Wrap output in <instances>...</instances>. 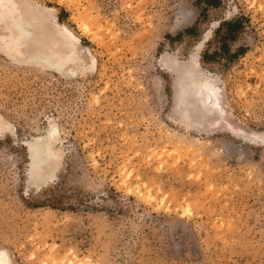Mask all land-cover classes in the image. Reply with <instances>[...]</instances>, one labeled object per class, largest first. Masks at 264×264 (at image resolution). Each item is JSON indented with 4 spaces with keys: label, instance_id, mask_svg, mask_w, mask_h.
<instances>
[{
    "label": "rangeland",
    "instance_id": "374dc122",
    "mask_svg": "<svg viewBox=\"0 0 264 264\" xmlns=\"http://www.w3.org/2000/svg\"><path fill=\"white\" fill-rule=\"evenodd\" d=\"M18 5L36 34L22 54L0 40V251L12 264H264V0ZM239 17L244 55L187 77L196 47L217 51L219 22ZM54 129L57 164L38 176L58 174L30 188L24 143ZM56 195L63 208L35 207Z\"/></svg>",
    "mask_w": 264,
    "mask_h": 264
},
{
    "label": "bare ground",
    "instance_id": "6f19581e",
    "mask_svg": "<svg viewBox=\"0 0 264 264\" xmlns=\"http://www.w3.org/2000/svg\"><path fill=\"white\" fill-rule=\"evenodd\" d=\"M18 1L19 0H0V28H2V26L5 25V27H7L8 29L7 33L1 35L0 40H2L3 45H6L7 50L16 51L17 53L22 54L23 52L19 50L20 45H23L28 41H30L32 37L34 38L35 32L21 25L20 19H23L25 15H23V12L19 11L20 7H18L19 6ZM24 22H26V24L29 27H31L32 24H30L27 18L24 19ZM85 28L89 29L87 25H85ZM64 35H65L64 38L66 39L67 42L71 43V45L73 46H76L74 40L77 39L74 37V35L71 32L67 31V33L66 34L64 33ZM207 41L208 40L205 39L204 43H206ZM204 43L196 47L194 54L187 62L184 63L186 70L185 73L187 77H189L192 80H195L194 81L195 83L202 69L200 56L203 50ZM40 53L43 52H39V54ZM75 53L76 52L72 50L69 53H66L67 55L66 56L64 55L65 57L61 58L60 61L55 62L56 67L58 68L59 71L64 70V68L74 59ZM47 58L49 59V57ZM46 60L47 59L45 58L44 61ZM168 72L171 73V75H173L174 78L177 75L175 69L170 71L168 70ZM197 93L199 94L198 91ZM54 133H55V129L51 132L49 131L50 134L49 137L48 136L40 137V138H36L34 141H28L24 143L29 153L28 182L30 188L41 189L44 186H46L47 183L51 182L52 179H54V177H56L58 174L56 168L47 175L38 176V171L42 170L41 168L47 167L48 164L51 163V161L57 162L56 156L54 155V152L52 150V146L55 141ZM0 264H12V261L6 252L0 251Z\"/></svg>",
    "mask_w": 264,
    "mask_h": 264
},
{
    "label": "trees",
    "instance_id": "16d2710c",
    "mask_svg": "<svg viewBox=\"0 0 264 264\" xmlns=\"http://www.w3.org/2000/svg\"><path fill=\"white\" fill-rule=\"evenodd\" d=\"M207 5L212 7L219 6L221 1H205ZM246 19L244 17H239L231 21H221L219 22V27L213 32L214 39L218 41L219 48L217 51L208 53L205 51L201 55V64L203 66L207 65L209 58L213 60L212 63L218 64L221 61H226L228 64L235 62L240 56L244 55V47H239L236 51H233V46L237 42V35L244 30ZM195 32L194 28L186 30L184 33L178 34L177 37H167L168 40H180L183 36H191ZM210 44V43H209ZM61 196L56 195L52 200L46 201L39 205H35L36 208L40 207H50L52 209H61L60 204ZM73 210V209H72Z\"/></svg>",
    "mask_w": 264,
    "mask_h": 264
}]
</instances>
